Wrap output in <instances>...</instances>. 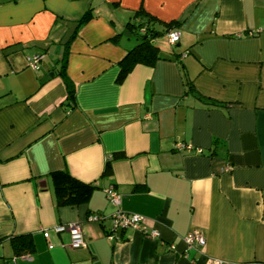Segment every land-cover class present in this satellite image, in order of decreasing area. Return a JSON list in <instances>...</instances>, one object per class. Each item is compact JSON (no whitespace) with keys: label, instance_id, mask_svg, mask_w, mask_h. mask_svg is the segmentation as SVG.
<instances>
[{"label":"crops","instance_id":"0c3cea01","mask_svg":"<svg viewBox=\"0 0 264 264\" xmlns=\"http://www.w3.org/2000/svg\"><path fill=\"white\" fill-rule=\"evenodd\" d=\"M139 8L177 20L178 40L117 79ZM56 169L94 185L86 203L55 204ZM117 209L156 235L128 226L109 239V220L90 214ZM72 222L76 248L52 230ZM189 230L204 244L186 249ZM21 234L32 249L17 255ZM210 260L264 264V0H0V264Z\"/></svg>","mask_w":264,"mask_h":264},{"label":"trees","instance_id":"16d2710c","mask_svg":"<svg viewBox=\"0 0 264 264\" xmlns=\"http://www.w3.org/2000/svg\"><path fill=\"white\" fill-rule=\"evenodd\" d=\"M90 16H92L90 10L83 13L80 19L76 22V26H79ZM135 18L136 20H134ZM177 22V20H172L169 22H160L159 24L154 16L144 12L141 8L134 11L132 18L125 23L124 27L126 32L137 38L138 42L129 48L120 60L117 79L124 77L130 68L136 63L153 64L155 60L161 58L159 54V47L155 44L153 39L157 36L165 35L168 30L173 29L177 25ZM156 23L160 26L155 25ZM64 59L65 53H62L59 59L61 65L58 70V74L62 78L65 85L68 97L67 99L72 100L73 84L65 74ZM183 84L185 91L189 92L192 90L191 79L184 78ZM108 171L109 165L107 162L102 173H107ZM49 178L52 185L54 202L57 206H73L86 203L92 190L94 189V185L92 183L77 179L64 169L50 171ZM90 215L99 214L91 213ZM11 244L15 254L17 255L28 252L32 249V241L30 236L27 234L13 236L11 238Z\"/></svg>","mask_w":264,"mask_h":264},{"label":"built area","instance_id":"2783aa9c","mask_svg":"<svg viewBox=\"0 0 264 264\" xmlns=\"http://www.w3.org/2000/svg\"><path fill=\"white\" fill-rule=\"evenodd\" d=\"M165 36L169 44H174L178 40V32L177 30H174V29L168 30L165 33ZM38 58H39L38 56H33L29 58L31 67L33 68L36 67V61L38 60ZM174 147L176 149H187V150L191 149L190 145L183 144V143H176L174 144ZM194 150L195 152L201 151L199 147L194 148ZM104 192H105V195L108 201L114 205H117L118 203L117 193L111 187L104 188ZM90 217L97 222H102L106 218L109 220L110 222L109 232L106 234V236L109 239L115 238L114 233L116 231L126 228L128 226H131L136 229H141L143 230L144 233L146 232L141 222L142 217L138 214H126V213L120 212L117 209L108 216L91 215ZM52 230L55 231L56 233L67 232L69 235V246L70 247L76 248L84 244L82 232L77 222H72L68 224H57L54 227H52ZM146 234L148 236H154L156 235V232L153 230H150L149 232H146ZM42 236L44 238L47 237L46 230L42 231ZM182 240L185 244L186 249L192 248L194 244H197V245L204 244V238L202 234L197 230H189L183 236ZM209 264H220V263L216 260H210Z\"/></svg>","mask_w":264,"mask_h":264},{"label":"rangeland","instance_id":"374dc122","mask_svg":"<svg viewBox=\"0 0 264 264\" xmlns=\"http://www.w3.org/2000/svg\"><path fill=\"white\" fill-rule=\"evenodd\" d=\"M129 36H131V38H134V36L131 34V35H129ZM153 41L155 42V44L159 47V50H160V48L162 47V48H166V49H168V50H170L171 48H173L174 47V45L173 46H171V45H169V43L167 42V39H166V36L165 35H160V36H157V37H155L154 39H153ZM161 48V49H162ZM51 56V55H50ZM49 56V57H50Z\"/></svg>","mask_w":264,"mask_h":264}]
</instances>
